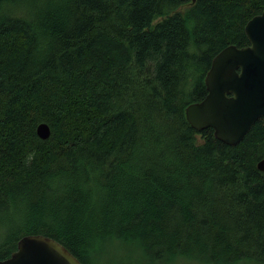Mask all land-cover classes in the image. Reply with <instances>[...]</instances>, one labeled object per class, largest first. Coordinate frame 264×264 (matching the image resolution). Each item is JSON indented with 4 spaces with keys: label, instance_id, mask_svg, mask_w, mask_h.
<instances>
[{
    "label": "trees",
    "instance_id": "obj_1",
    "mask_svg": "<svg viewBox=\"0 0 264 264\" xmlns=\"http://www.w3.org/2000/svg\"><path fill=\"white\" fill-rule=\"evenodd\" d=\"M263 10L0 0V261L42 235L81 264H264V117L230 147L185 116Z\"/></svg>",
    "mask_w": 264,
    "mask_h": 264
},
{
    "label": "water",
    "instance_id": "obj_2",
    "mask_svg": "<svg viewBox=\"0 0 264 264\" xmlns=\"http://www.w3.org/2000/svg\"><path fill=\"white\" fill-rule=\"evenodd\" d=\"M198 0H192V3ZM249 46H228L212 60L204 83L205 98L185 109L190 126L212 129L214 138L227 146L242 142L256 121L264 117V10L244 27ZM40 140H47L50 128L36 127ZM264 172V159L257 163ZM0 264H81L64 246L42 235L21 238L16 250Z\"/></svg>",
    "mask_w": 264,
    "mask_h": 264
},
{
    "label": "rangeland",
    "instance_id": "obj_3",
    "mask_svg": "<svg viewBox=\"0 0 264 264\" xmlns=\"http://www.w3.org/2000/svg\"><path fill=\"white\" fill-rule=\"evenodd\" d=\"M107 258H108L107 255L102 254V255L100 256V258L98 259V262H103V261H105ZM116 263H120V261H118V260H114V264H116ZM97 264H98V263H97ZM175 264H199V263H196V262H194V261H191V262L180 261V262H176Z\"/></svg>",
    "mask_w": 264,
    "mask_h": 264
}]
</instances>
